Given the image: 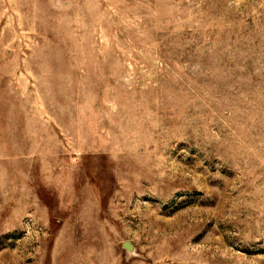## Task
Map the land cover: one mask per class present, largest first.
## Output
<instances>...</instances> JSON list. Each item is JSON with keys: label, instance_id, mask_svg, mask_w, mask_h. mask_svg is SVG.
<instances>
[{"label": "rangeland", "instance_id": "374dc122", "mask_svg": "<svg viewBox=\"0 0 264 264\" xmlns=\"http://www.w3.org/2000/svg\"><path fill=\"white\" fill-rule=\"evenodd\" d=\"M0 264H264V0H0Z\"/></svg>", "mask_w": 264, "mask_h": 264}]
</instances>
